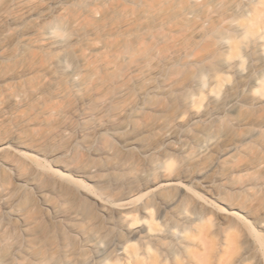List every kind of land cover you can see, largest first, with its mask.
<instances>
[{
    "label": "rangeland",
    "instance_id": "1",
    "mask_svg": "<svg viewBox=\"0 0 264 264\" xmlns=\"http://www.w3.org/2000/svg\"><path fill=\"white\" fill-rule=\"evenodd\" d=\"M40 5L18 39L96 3ZM148 24L109 69L96 36L53 33L75 62L5 110L21 140L19 168L0 160V264H264V0H157Z\"/></svg>",
    "mask_w": 264,
    "mask_h": 264
},
{
    "label": "bare ground",
    "instance_id": "2",
    "mask_svg": "<svg viewBox=\"0 0 264 264\" xmlns=\"http://www.w3.org/2000/svg\"><path fill=\"white\" fill-rule=\"evenodd\" d=\"M93 1L96 3L93 8L60 14L47 25L28 26L21 39H18V33L11 32L9 27H18L26 18L45 9L40 7V0H0V82L3 83L0 87V160L13 169L19 168V165L8 162V159L13 144L21 138L18 133L2 127L8 120L5 110L27 99H39L52 85L59 84L57 68L62 63L76 60L73 54H55L50 51L54 44L53 33L63 35L73 29L78 33L86 30L96 36L97 43L92 48L107 53L102 61L103 67H100L104 69L115 67L125 58L134 57L147 45V37L142 35L150 29L148 23L157 19V0H130L134 7L128 11L121 4ZM214 1L204 0L205 3ZM118 16L124 19L123 22L111 24ZM79 61L84 65L88 63L85 56H81ZM96 67L90 73H94L98 69ZM75 76L70 75L68 81L81 90L87 79L80 80ZM66 94L64 89L57 96L64 97ZM20 155L35 162L32 155L21 152Z\"/></svg>",
    "mask_w": 264,
    "mask_h": 264
}]
</instances>
